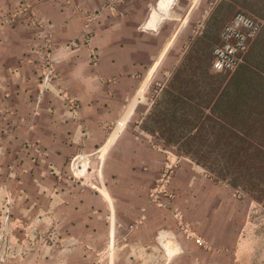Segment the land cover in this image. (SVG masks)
Returning a JSON list of instances; mask_svg holds the SVG:
<instances>
[{
	"label": "crops",
	"instance_id": "0c3cea01",
	"mask_svg": "<svg viewBox=\"0 0 264 264\" xmlns=\"http://www.w3.org/2000/svg\"><path fill=\"white\" fill-rule=\"evenodd\" d=\"M105 2L0 0V214L12 199L15 238L30 225L55 231L58 242L8 264H99L112 244L117 264L116 242L128 252L122 263L154 264L160 250L165 264H264V215H254L261 206L155 146L141 128L154 103L151 86L161 74L168 78L160 92L173 80L164 68L200 21L201 0H125L116 14L103 10L91 24L88 45L65 49L83 33V12ZM256 3L252 11L264 18V0ZM31 12L52 24L59 68L36 116L37 77L25 61L39 37ZM7 14L15 15L10 24ZM255 53H264V28L246 66ZM212 61L213 54L210 78L230 77L214 72ZM97 153L94 192L71 177L68 161L79 155L74 165L82 159L86 168ZM167 164L173 171L160 181ZM155 184L159 206L148 202Z\"/></svg>",
	"mask_w": 264,
	"mask_h": 264
},
{
	"label": "trees",
	"instance_id": "16d2710c",
	"mask_svg": "<svg viewBox=\"0 0 264 264\" xmlns=\"http://www.w3.org/2000/svg\"><path fill=\"white\" fill-rule=\"evenodd\" d=\"M204 65L200 59L195 74L175 75L165 106H154L141 128L264 208V53L228 79L210 78Z\"/></svg>",
	"mask_w": 264,
	"mask_h": 264
},
{
	"label": "rangeland",
	"instance_id": "374dc122",
	"mask_svg": "<svg viewBox=\"0 0 264 264\" xmlns=\"http://www.w3.org/2000/svg\"><path fill=\"white\" fill-rule=\"evenodd\" d=\"M256 2H258V0H201L202 7L199 9L200 13H201L200 21L196 24V26L194 27L193 30L191 29L189 32H186V35H185L186 40L183 38L182 41H178L176 43L177 45H179V43L184 42V43H186V45L182 48L177 46V48L173 49V53L171 54L172 55L171 59L174 62H171L170 64L166 65L164 68L165 70L170 68L171 72H173V75H170V76H172L171 79L173 77H175V75L176 76L178 75L179 77H187V75H190L192 73L195 74L194 73L195 72L194 67L195 68L198 67V63L200 62V59L205 62L204 68H207L206 65H208V63H209V66L211 67L213 50H214L215 46L219 43L220 32H221L222 28L234 17V15L236 13L244 12V13L252 15L258 19L264 20V18L261 15H259L258 13H254V11H252V9H251V8H253L254 10L257 9L256 7H258L259 4H257ZM28 8H29L28 5L25 6V9L28 10ZM83 14H84L85 24H84V30H83L81 37L77 38V39H73L70 42H67L64 45L65 49H74L75 50L79 44H82V43H85L86 45L89 44L86 42L88 31L85 32V29H86L85 26L87 24V19H86L85 12H83ZM14 18H15V15L7 14V17H6V19L8 20V21H6L7 24L12 23L14 21ZM31 18H32L31 19V22H32L31 25L33 27H35L36 29H38L39 37L37 38L38 41L36 40L37 44L33 43L27 49V51L25 53V57H26L25 61L27 60L26 62H29V63H31V65L34 66L36 77H37L36 82H37L38 93L36 96V101H35L34 106H33L34 107L33 115L36 116L39 114L41 104H42V99L44 98V96L47 93L54 90V88L56 87V83L59 80V68L57 66L56 55H55V49L56 48H55V39H54V35H53L52 24L47 19L38 18L37 15H35L33 12H31ZM89 32L91 33L90 29H89ZM91 40H92V36H91ZM48 42H50L52 47L50 49L48 48V50H47L46 45L48 44ZM72 42H75L76 45H72L71 44ZM49 56H51L53 58L52 66H49V64H47L46 58ZM177 62H179V63H177ZM189 67L191 69H189ZM47 68H51V79H50L49 84L45 88L44 92H42L44 74L46 73L45 71L47 70ZM222 75L227 76V75H231V74H222ZM166 77L168 78L167 75L161 74V76L157 80L158 84H155V85L153 84L151 86V90L149 91L150 92L149 95H150V97L154 96V98H153L154 103H153L152 109L159 102L163 103V106H165V101L167 100V98L165 99V97H164L165 96L164 90L167 89L169 82L167 83L168 85L163 90V92L159 91V87L161 84H164L166 82V80H167ZM163 78H166V79L164 80ZM59 94L61 96L65 97V95L62 94L61 92ZM39 101H40V105L38 104ZM38 105H39V107H38ZM149 136H151L152 141H153L155 146H159V147L163 148V150H167L170 153H173L178 157H183V156H180L178 154L177 149L175 147H165L163 145L162 141L160 140V138H161L160 135L157 134L155 136H152V135H149ZM166 137L167 138L168 137L174 138L173 141H176L179 138V136L177 134H174V135L167 134ZM76 156H78V155H76ZM76 156L72 157L68 161V169H69L71 177L75 181H77L82 186L83 189L95 192L94 189L85 185L79 178H77L72 173V171L70 169V165H71L72 160ZM184 158H186V157H184ZM87 160H88V164H87L86 168H85V162H83V168H84L83 171H85L84 173H86V178L90 181L94 180V182L97 183L98 181L95 177V174H96V171L98 169L99 154L97 153L96 155L88 156ZM172 164H173V162H172ZM173 167H174V165H173ZM165 168H166V165H165L162 172H164ZM172 171H173V168L171 170V173H172ZM155 188H157L156 184H155V187H153L150 190V192L148 193L149 194L148 202H149V205H150V203H153V204L159 206L160 201H157L159 199L157 197V194L160 192L156 191ZM235 194L237 195V197H240L241 199L244 198V199L251 200L250 198H248V197H246L240 193H237L236 191H235ZM6 200H7V198L5 199V202H6ZM11 201H12V206H13V200L11 199ZM5 202H4V205H5ZM4 205L2 206V208L4 207ZM12 206H11V211H12ZM261 207H259L258 212L255 213L254 215H258V216L264 215V210ZM123 216H125V213ZM0 217L3 218L2 211H1ZM11 219H12V215H11ZM2 224H3V220L0 223V231H1ZM11 224L12 223L10 222V225H9L10 235H9V237L11 239V242L14 245L15 249L22 248L25 251V255L23 257H12L7 261L6 264H8L11 261H15V260H19V259H23V258L27 257L30 252L35 251L37 248H44V247L49 248V247L55 246L58 243L57 242V234L55 231H49L48 233L47 232H41L38 230V227L36 228L37 229V232H36L37 237L32 240L31 234L32 235H34V234L30 232V227H32L30 225L22 228L23 229V237L22 238H15V236L12 235ZM51 233L54 234V237H55L54 242H51L49 240V238L51 237ZM40 237L45 238L44 242L39 241ZM108 246L109 245L106 246L107 248H105V250L101 254L102 256L99 257L102 260V262L98 261L99 264H114V262L112 261L113 260V254H114V245L112 244L110 248ZM25 248H26V250H25ZM115 249L117 252L116 257H117V259H119V262L117 264H130L129 262L128 263H124V262L122 263L121 262V258H122V261H124V260L129 261L128 252H125L124 245L122 246L121 244L116 242ZM121 250H122V253H120ZM157 253L153 256L152 262L154 264H165L167 256H165V255L163 256V254L160 250ZM119 254H121L122 257H120ZM170 263H173V260H170ZM139 264H143V263H139ZM144 264H146V262Z\"/></svg>",
	"mask_w": 264,
	"mask_h": 264
},
{
	"label": "built area",
	"instance_id": "2783aa9c",
	"mask_svg": "<svg viewBox=\"0 0 264 264\" xmlns=\"http://www.w3.org/2000/svg\"><path fill=\"white\" fill-rule=\"evenodd\" d=\"M124 1L125 0H106L103 9L93 12H85L87 19L85 32L88 31V35L86 38L87 43L91 42V33L89 32L91 24L100 17L102 11L108 10L111 14H116L118 12V5H120ZM6 21L8 20L6 19ZM263 28L264 20L258 19L244 12L236 13L220 32L219 43L213 50L212 70L216 73L233 74L241 66L245 65L249 51L254 42L260 36ZM71 44L76 45L75 42H72ZM51 47L52 46L50 42H48V44L46 45V49L48 50V48L50 49ZM46 60L47 64H49V66H52L53 58L49 56L46 58ZM45 72L46 73L44 74L42 92H44L45 88L50 82L51 68H47ZM38 104L40 105V101L38 102ZM78 156H76L72 160L70 165V169L76 177V170L83 171V162H85L81 159L75 166L74 162L76 161V158ZM171 170V165L167 164L164 172L162 173L160 181L167 180V178L170 176ZM11 206L12 201L11 199L7 198L3 207V224L0 231V264H6L7 261L12 257H23L25 255V251L22 248H14V245L12 244L9 237V225L11 222L12 214ZM30 232L34 234L32 235L30 233L31 239H35L37 237L36 226L30 227ZM44 240L45 238H39L40 242H44ZM49 240L51 242L55 241L53 233H51V237L49 238Z\"/></svg>",
	"mask_w": 264,
	"mask_h": 264
},
{
	"label": "bare ground",
	"instance_id": "6f19581e",
	"mask_svg": "<svg viewBox=\"0 0 264 264\" xmlns=\"http://www.w3.org/2000/svg\"><path fill=\"white\" fill-rule=\"evenodd\" d=\"M85 171H78L77 173L79 174V179L87 186H92L94 183L93 181H90L86 178V173H84ZM96 179H100V174L98 172H96L95 174Z\"/></svg>",
	"mask_w": 264,
	"mask_h": 264
}]
</instances>
